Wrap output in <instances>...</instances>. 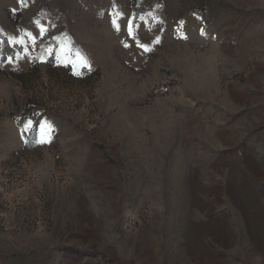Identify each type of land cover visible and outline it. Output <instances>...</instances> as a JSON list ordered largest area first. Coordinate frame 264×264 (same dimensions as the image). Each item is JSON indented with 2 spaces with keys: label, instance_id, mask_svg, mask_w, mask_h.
Returning <instances> with one entry per match:
<instances>
[{
  "label": "rangeland",
  "instance_id": "374dc122",
  "mask_svg": "<svg viewBox=\"0 0 264 264\" xmlns=\"http://www.w3.org/2000/svg\"><path fill=\"white\" fill-rule=\"evenodd\" d=\"M258 165L264 0H0V264H264Z\"/></svg>",
  "mask_w": 264,
  "mask_h": 264
},
{
  "label": "crops",
  "instance_id": "0c3cea01",
  "mask_svg": "<svg viewBox=\"0 0 264 264\" xmlns=\"http://www.w3.org/2000/svg\"><path fill=\"white\" fill-rule=\"evenodd\" d=\"M239 88V92L243 93L244 95L247 93L246 89L244 87H238ZM255 96L259 94L258 89H256L253 93ZM238 103L239 104H248L250 103V101H246L245 98L242 97V95H238ZM222 121L219 120L218 122V127H217V135L219 136V140L221 142L222 145H232L235 143L236 137H239V132H240V126L238 125L239 122H237V114L233 113V112H228L226 115H223V117L221 118ZM234 145H238V143L234 144ZM234 145L232 146H228V147H235ZM223 149V148H222ZM233 149V148H231ZM219 150V149H218ZM210 154H216V153H210ZM232 155L239 157L240 155V151L237 149L232 150L231 152ZM217 156H220L218 154H216ZM221 158H217L215 159V161L220 160ZM245 165L242 164H238L237 167L233 169V171L235 172H241L242 175L244 173H247L248 170H246ZM250 171H252L253 174L258 175V173H262L263 168L261 165H258L257 168L254 167H249ZM245 175V174H244ZM259 176H261L259 174ZM194 180L190 181L191 184V189H192V195L194 196H198L199 199L201 200L202 203H204L206 205V209L207 212L210 213L209 216L210 217H215V219H217L218 217L220 218L218 211H216V207H218V205L216 204L219 197L218 195L223 194V192L225 191V186L223 184V182L221 181H216V180H212L209 181V187L205 186L201 181H198L197 179H195V177L193 178ZM211 191H215L216 196H214V198L211 195ZM221 197V196H220ZM214 219V218H213Z\"/></svg>",
  "mask_w": 264,
  "mask_h": 264
},
{
  "label": "snow or ice",
  "instance_id": "6c2138e0",
  "mask_svg": "<svg viewBox=\"0 0 264 264\" xmlns=\"http://www.w3.org/2000/svg\"><path fill=\"white\" fill-rule=\"evenodd\" d=\"M146 50H147V49H146ZM81 59H82L83 63L86 65V64H87L86 59H85V58H81Z\"/></svg>",
  "mask_w": 264,
  "mask_h": 264
},
{
  "label": "trees",
  "instance_id": "16d2710c",
  "mask_svg": "<svg viewBox=\"0 0 264 264\" xmlns=\"http://www.w3.org/2000/svg\"><path fill=\"white\" fill-rule=\"evenodd\" d=\"M5 45H3V48H4Z\"/></svg>",
  "mask_w": 264,
  "mask_h": 264
}]
</instances>
